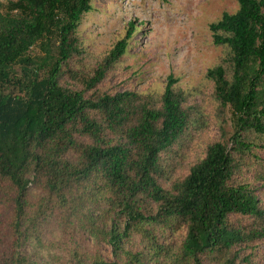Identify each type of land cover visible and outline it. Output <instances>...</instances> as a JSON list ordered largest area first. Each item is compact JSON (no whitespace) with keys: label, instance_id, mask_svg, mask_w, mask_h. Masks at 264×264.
I'll list each match as a JSON object with an SVG mask.
<instances>
[{"label":"trees","instance_id":"1","mask_svg":"<svg viewBox=\"0 0 264 264\" xmlns=\"http://www.w3.org/2000/svg\"><path fill=\"white\" fill-rule=\"evenodd\" d=\"M236 2L209 24L226 59L205 75L230 132L188 167L212 117L176 78L158 95L100 87L132 29L93 66L77 35L91 0L0 2V264H261L245 175L264 137V0Z\"/></svg>","mask_w":264,"mask_h":264},{"label":"rangeland","instance_id":"2","mask_svg":"<svg viewBox=\"0 0 264 264\" xmlns=\"http://www.w3.org/2000/svg\"><path fill=\"white\" fill-rule=\"evenodd\" d=\"M9 0H0L6 3ZM14 1V0H10ZM92 10L85 13L77 29L87 53V62H100L112 47L128 35L126 53L100 87L111 92L132 91L161 94L168 76L178 80L175 87L189 97V103L206 106L209 125L194 136L188 165L200 159L208 143L221 139L220 127L212 104V82L205 78L208 69L223 63L226 50L212 43L209 24L222 13H234L236 0H91ZM228 115H226L227 117ZM230 132L229 124H224ZM257 148L260 158L245 176L254 188L259 206L264 209V137ZM185 229L179 237L184 236ZM102 248V246H100ZM108 253V247L102 250ZM264 264V241L254 249ZM43 252L42 264H61ZM59 257V256H58ZM56 258V257H55Z\"/></svg>","mask_w":264,"mask_h":264}]
</instances>
